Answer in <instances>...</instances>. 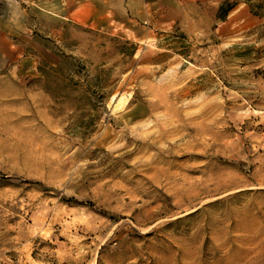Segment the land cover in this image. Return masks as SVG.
<instances>
[{"label":"rangeland","instance_id":"374dc122","mask_svg":"<svg viewBox=\"0 0 264 264\" xmlns=\"http://www.w3.org/2000/svg\"><path fill=\"white\" fill-rule=\"evenodd\" d=\"M248 1L0 0V264H264Z\"/></svg>","mask_w":264,"mask_h":264},{"label":"trees","instance_id":"16d2710c","mask_svg":"<svg viewBox=\"0 0 264 264\" xmlns=\"http://www.w3.org/2000/svg\"><path fill=\"white\" fill-rule=\"evenodd\" d=\"M251 11L256 14L263 16V13L261 12L262 9H264V4L262 2L252 4L250 1H248ZM235 4L234 3H229L228 1L223 2L219 9H218V17L225 20L226 16L234 8Z\"/></svg>","mask_w":264,"mask_h":264}]
</instances>
